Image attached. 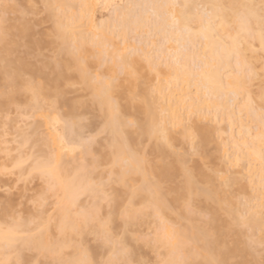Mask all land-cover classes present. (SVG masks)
<instances>
[{"label": "bare ground", "instance_id": "bare-ground-1", "mask_svg": "<svg viewBox=\"0 0 264 264\" xmlns=\"http://www.w3.org/2000/svg\"><path fill=\"white\" fill-rule=\"evenodd\" d=\"M42 1L43 4L45 0ZM99 1L101 0H51V3L64 6L57 9L54 15H45L48 19L47 22L51 21L52 23L53 35L60 40L61 44H63V48L60 51L62 53L61 55H63L65 58V62H63L62 64L59 62L54 64L44 63L40 58H37L39 64L31 63L29 62L27 55L23 56L19 54L20 51L18 50L22 46L40 49L44 46V44L42 46V40L33 39L32 28L30 27L28 22H18V20L20 21L19 18L23 19V17H19L17 18V20L15 17H11L12 19H15L13 21L19 24L15 23L10 25L12 26L11 28L14 29L12 32H9V37L11 38L10 42L3 44L2 41L4 40L0 39V108L5 107L6 105L17 103L19 97L25 95L26 92L29 93L30 108L33 109L34 107V98L32 92L31 90L26 89L24 87H17L12 90L10 98H6L4 96L3 92L7 74L8 77H14L20 85L31 84L39 94L41 106L45 101L54 102L55 105H61L62 103V105L64 104L67 106V112H65V116L67 117L74 115V110H76L77 104L71 102L65 97L64 92L60 89V84L66 77L65 72L71 68H74L77 72V79H79L80 82L82 81L79 72L76 70V63L71 55L72 50L68 48V42L66 41V39L68 37L84 38V34H86L87 30H92L93 28H95L94 7L97 6L96 4L99 3ZM102 1H104L107 8L114 5L115 2V0ZM120 1L118 0V2ZM128 2L131 5L134 3L132 0ZM135 2H137V5L141 6V8L136 14L134 12L136 9L132 10L134 9L132 7L135 6L133 5L131 7L130 5H128V7L130 6L131 8L127 9L126 6V8H124L125 10L123 9L122 11H120L113 18L114 20H112V26L114 28L120 27L123 31L121 34V45H117L111 41L108 42V38L105 36V39L101 38L99 36V33L94 35L96 37L94 41L96 46H102L107 44L108 46L113 47V50L115 51H122L125 48H133L143 53H146L149 58L153 59V67L150 68L146 60H144L142 57H134L131 63L133 69L137 73V78L132 80L131 83L127 82V84L124 86L120 84V87L122 89L120 91L117 90L113 92V95H115L116 97L115 101L119 104L122 115L124 117H127L129 120L136 121L139 125V129L137 131L128 130L123 134L122 137L120 135L114 134L112 129L106 130V132L111 136L109 141L110 152L106 154H101L96 151L98 153V156L96 155V153L95 155L98 158V162H100L101 160L111 159L112 163L114 158V152L121 153L126 148L129 153L127 159L131 163H134L131 160V154L136 152L142 154L146 149L145 144H147V146L149 145L147 151L150 159V167L147 169L148 178L149 180H151L152 178L159 180L160 168L163 167V163H161V160H163L164 163H167L169 161V156L166 147L163 144H159L155 138L149 135L152 127L154 125H157L166 130L168 133L169 140L173 144L177 141V138L181 137L182 138L180 140H183V138L184 140L189 139L188 142H192L191 144H193L194 140L195 147L197 149L196 157L197 159L201 158L202 163L200 160L197 161L194 164L193 168L196 170L198 177H211L210 186L206 187L202 191L201 195L196 198V209L199 211L197 212L199 214V218H196V223H198L199 219H201L200 216L205 218L209 214L211 215L212 222V228L210 229V232L212 233V239L208 243L202 245L205 250L203 258H207L208 255H215L217 259L225 262V264H259L257 258H254L251 255V249H249V247H252L249 246V244L247 243H249L248 236L251 239L254 238L252 236H255V241L258 242V244H260L261 241V199L262 193H264V125L261 124L258 116L250 113L247 107H245L242 103L234 107L230 103L228 93L230 88L235 83L236 68L235 61L233 60L232 63L229 64L228 61L225 59L224 53L225 45L231 43L229 37L235 35V33L232 32L231 29H227L221 26L220 21L217 19V16L221 15L220 10L209 6L223 5L226 9L229 10L226 15L231 17V11L233 10V6H236L234 9L235 11L244 12L245 9L239 6L248 4H259L260 0H138ZM165 3H176L180 5L189 4L193 6L200 5L204 7H200L199 9H197L196 7L191 8V12L194 15L197 13L199 15L197 17L196 25L192 28L190 32H176L170 27V18L165 15V12L160 8L152 7L153 5H160ZM25 5L23 6L26 7L27 5ZM27 7L24 8V10H27ZM19 9L23 11V8ZM149 9H152L156 16L159 17V20L156 19L158 21H154L155 26L153 27L152 32L153 30V33L157 31V35L158 33H161L162 39L167 43H169L170 41H174L178 42L179 44V48L176 47L178 50L176 49L173 54L169 55L171 57L170 60L167 58L168 61L165 62L164 60L167 59H162L165 62L164 64H162L164 68H162L161 65L162 60H155L154 57L149 56L148 50H146L143 46L136 47L135 45L129 44L126 40L127 30L131 28H137L142 24L148 22L149 16L147 14V10ZM66 10H70V12L67 13ZM176 11L179 12L181 10L177 9ZM200 18H203V31H201ZM58 24L62 26V30L57 27ZM104 27V24L100 25L99 27H97V31L102 32ZM152 36H155V34H152ZM157 37H159V35ZM159 39L162 40L161 38ZM44 42H46V45L51 44V42L48 41H43V43ZM254 46L258 49L259 42L257 41ZM247 47L248 46L245 45V48ZM75 48L80 47L76 46ZM169 48H171V45L164 49L167 50ZM163 53L164 52L162 50V55ZM251 55L252 53L249 52V56ZM159 58L162 57L160 56ZM194 66H196V68ZM45 68H49L51 70V72L53 73L52 77H49V75L44 71ZM153 70L155 72L157 71V73L159 72L166 76L165 86L168 88V93H164L163 85L159 83L156 87L152 89L139 92L135 97L130 96L129 94H134V92H136L138 82L147 81L149 78L148 75H150L149 73ZM25 76H27L28 78H25ZM38 78H40L41 81H39ZM36 80H38L39 82H37ZM255 81L258 82V90H256L255 94H253L251 91V86ZM253 82L248 86V92L251 95L254 103L257 105V109H259L262 84L259 78H257ZM86 86L91 90L92 93L91 104H93L95 108L101 112L103 121L105 122V117L108 113V105L104 100L102 94L104 83L100 81H97L96 83L89 82ZM192 87L195 89V92L191 95L189 92L190 88ZM154 93H156L157 95H154ZM191 93L193 92L191 91ZM83 105L84 103H82L81 106ZM56 107L58 110V107L60 106L58 105ZM182 110L187 116V120L189 122L187 125L185 123L183 115L180 113V111ZM205 113H209L212 115L213 120H208H212L211 122L213 123L222 121L224 119L228 121V126L224 127L226 129H229L228 131L230 132L229 135L233 147V153L230 154V156L228 155L229 162H227L229 165H227L230 169L227 170L226 168L227 171L224 169L223 173L226 172L227 174H229L228 176L229 178H231V184L235 183L239 186V184L243 181L242 178H245L246 176V174H244L245 176L243 177L242 173H240V171L242 172L243 170H235V168L241 163L242 160L243 164L245 160L247 162L248 167H245L248 171L245 172L249 173V177L254 175L253 178L255 179V176L257 178L256 182L252 180L253 178L251 179V183H253L252 181H254L255 185H253L255 186V189L254 191L252 190L253 194L251 192L252 195L250 194L248 197V201H246L247 206H242L241 210H239V208H237L236 206V202L231 191L232 189L228 187L227 191V189L225 190L224 188L219 187L221 186L219 182H217L218 186L215 185L218 177L213 176L211 173H209L207 171L208 168L205 167V165L203 164V160H211V156L207 154L205 147L211 141L212 134L217 131L216 125L214 127L198 125L197 120H191L190 116L195 115L196 117L200 118V116L205 117ZM75 119H77L78 122L80 121L77 115H75ZM183 123H185L186 126L183 125ZM207 124L209 123L207 122L206 125ZM235 125L237 126V131L236 133H233V128L235 127ZM220 126V132L223 130V133H225L226 131H224L223 126ZM175 127L178 128V131L180 129L182 130L179 131L180 135L178 136H176V132L178 131L176 130V132H174V130H172ZM82 130L83 129L80 128L77 129V138ZM173 132L176 134L174 135ZM22 134L23 132H20V135ZM44 134L52 135L47 133L46 131L45 133H43V135ZM228 137L226 139H228ZM26 140H28V137L24 135L21 141L22 145L31 144V141L29 143H25ZM218 144H221V142ZM188 145L191 146L190 144ZM182 146H184V144ZM64 147L65 149L69 148V145L68 147ZM52 148L53 152H49V147L47 146L48 150L45 153H48L50 155L54 154L60 164L59 172L52 176L53 182L57 185L60 194V199L55 201V213L53 216H50L55 220V223L52 222L54 224V227L50 226L52 225V223L51 218L49 216H47L48 220H45V222L42 223V225L46 229V238L49 233L52 234L51 230L53 229V234H58V226L63 220H65L66 211L74 207L73 201L80 203L81 208L86 205L83 204L85 201L83 202L80 200V197L82 195H78L75 188L70 183V179L72 176L75 175L76 168L78 165V160L76 163L75 157L76 159H78L79 155L77 153V155L74 153L72 154V151L69 150L70 148H73L72 145L67 150V152L62 151L58 140L55 142ZM228 156H226V158ZM208 161L206 163H209ZM237 161L239 162L237 163ZM239 166L240 167L237 168H243L244 165L242 166L240 164ZM222 168H224V166H222ZM231 168L235 171H239L238 175L242 176L241 180L232 176L233 170ZM181 176L182 173L177 167L174 171L173 177L171 178L168 188L164 192V203L161 205L159 213H157L154 208L149 206L148 202L151 199L150 196L145 195L143 199H140L137 202L136 208H142L143 212L134 225L135 232L138 230L137 233H140V229L138 228H142V226L145 225H147L149 229V225L151 224V228L154 229L152 230L154 234V236H152L153 238H155L158 234L160 236H164L165 233L171 231L172 229H175L181 234H187L190 236L192 235L194 229L199 228L201 222H199V224H196L193 215H190L188 211L184 208V194L181 191L183 181L181 179ZM133 179L139 181L143 179V177H133ZM248 185V189L249 187H252H248ZM240 186L243 192L245 191V189L246 191L248 190L246 188V185ZM253 188L254 187H252V189ZM119 191L123 192L124 189L121 188ZM226 191L230 199L225 196ZM231 197L234 201L231 200ZM252 199L253 201L255 199L257 202H255L256 204L254 206H251L253 204L249 202L250 200L252 201ZM6 201L8 203L10 202L9 200ZM2 202L3 201H0V224H2V226H4L3 224H5V226L4 228L0 226V231L6 233L8 229L14 227L15 223L21 221L22 219L26 226H28L29 222L34 223L32 221H29L27 217L26 218L28 220L26 218L24 219V217H18L17 219L16 214L14 215L13 212V210L15 209V205H13L12 202L10 203L12 205ZM87 202L89 204V201ZM231 202H234L235 204ZM235 209H238L239 211ZM175 210L179 211L177 217L176 215L172 216V213ZM240 211L250 212L252 216L251 224L249 227V230L252 233H250L249 230L244 228L246 229L244 230L245 232L248 231V233H250L247 236V240L245 239L247 243H245V241L243 240V238L245 237V233L242 229L243 225L238 222V214H240ZM104 214L107 215V205H105ZM226 214L227 216L224 217L223 215ZM38 216L41 217L40 215ZM195 216H197V214H195ZM221 216L227 219L229 216L230 220H222L223 217ZM170 218L171 220L174 219V222L175 219L178 220L177 222H179L178 224H180V226L176 227L177 225L173 224ZM179 220H185L187 223L181 225L182 222H180ZM116 223L119 224L118 216L116 217ZM169 223L174 227L170 226ZM87 238L90 237L85 238L86 242H88ZM128 239L134 247L137 259L144 260L141 256V251H139V249L142 250V246L144 245L145 248L147 246L148 249L150 248V250H154L155 253L157 252L156 255L157 257H159L158 250L160 249L156 248L155 244L149 245L145 242V240L143 241L142 239L138 241V243L142 247L141 248L136 245L137 241H133L131 236H129ZM255 245L257 246V244ZM91 249L95 258L99 259L100 255H102L101 252H103V249L95 243L91 244ZM35 253L37 254V256H39V258L49 259V264L54 259L53 256L50 254L42 252ZM156 255H154L153 253L154 259ZM164 255H166V253H164ZM152 261L154 262V260Z\"/></svg>", "mask_w": 264, "mask_h": 264}, {"label": "snow or ice", "instance_id": "snow-or-ice-1", "mask_svg": "<svg viewBox=\"0 0 264 264\" xmlns=\"http://www.w3.org/2000/svg\"><path fill=\"white\" fill-rule=\"evenodd\" d=\"M61 7L64 6L45 0L43 4L29 5L28 9L20 11L19 15L23 17L22 23L31 22L36 17L54 15ZM152 7L160 8L165 12V15L170 18V27L174 31L190 32L196 25L199 15L198 13L194 15L191 8L199 9L204 6L165 3ZM209 7L219 9L221 15L217 16V19L221 26L235 33L229 37L231 43L225 45L224 53L229 64L235 61L236 68L235 83L228 93L230 103L233 107L242 103L250 113L257 115L261 124L264 125V0H260L259 4L239 6L245 9L244 12L235 11L236 6H233L231 17L226 15L229 10L223 5ZM18 9L19 5L11 3L10 0H0V39H3L5 43L9 39V18L15 15ZM177 9L181 11L177 12ZM200 24L203 31V18H200ZM57 27L62 30L61 25L58 24ZM257 41L258 49L254 46ZM245 45L248 47L245 48ZM249 52L252 53L251 56ZM61 54L60 50L53 52L56 58H59ZM71 55L76 63V70L80 74L81 87L90 81L96 83L102 79L104 82L102 94L108 105V113L104 128L100 132L89 134L87 131H81L77 138V129L84 128L83 119L79 122L75 119L82 102H78L73 116L65 117L56 111L54 102L45 101V107H42L39 94L31 84L20 85L14 77H8L7 74L3 94L6 98H10L12 90L17 87L31 90L34 98L33 111L40 112V119L48 122V133L52 134L41 136L37 132V143L48 146L49 152H53L52 146L57 140L62 151L65 150V144L69 143L68 133L73 134L75 145L69 150L79 154V162L70 183L78 195H84L89 199V204L81 208L80 203L73 201L74 207L66 211V218L58 226L57 235L49 233L46 238V229L42 224L34 222L29 227L23 220L15 223V226L8 229L6 233L0 231V264H41L39 259L33 261L25 259V254L33 251L52 255L54 259L50 264H148L136 258L129 236L133 241L138 242L143 239L149 245L155 244L162 253L157 264H225L215 255L203 258L205 250L202 245L212 239L210 214L201 221L199 228L194 229L190 236L181 234L175 229L165 233L164 236L158 234L155 238L150 235L145 238L143 234L135 232L134 225L143 212L142 208H136L137 202L145 195L150 196L149 206L159 213L164 203V192L177 167L182 173L181 191L184 194V208L190 215L198 214L196 198L210 186L211 177H198L196 170L188 162L189 157L197 156L194 140L191 152L188 153L173 144L169 140L167 131L162 127L157 125L152 127L149 135L166 147L169 156L167 163L161 160L163 167L160 168L159 180L148 178L147 169L150 167V159L147 149L142 154L139 152L131 154V160L134 163L127 159L129 153L126 148L121 153L114 152L111 165L103 171L93 152L98 137L104 131L112 129L114 134L122 137L128 130L139 129L136 121L122 115L119 104L113 98V92L121 77H127L128 83L137 78L131 63L134 57H142L150 68L153 67V59L146 53L133 48L103 53L98 51L89 53L85 48H74ZM89 57L92 61H97L99 67L94 68L89 62ZM105 70L110 71L111 75L102 76ZM257 78L262 84L259 109L248 92V86ZM53 112H56V115H53ZM28 119L31 120V117ZM31 140V126H29L28 140L25 143ZM12 159L14 161L12 167L5 166L0 174L15 175L19 172L21 180L38 179L40 181L41 188L32 195V204L37 215L45 210L50 198L60 199L57 185L52 180V176L60 169L59 161L54 154L37 153L33 150L32 155L26 157L21 153ZM207 171L219 178L222 188L229 187L230 178L227 174L211 168ZM133 177H143V179L137 181ZM121 188L124 189L123 192L119 191ZM105 205H107V215L104 214ZM242 205L246 207L247 202L242 201ZM261 208L262 227L259 251L260 264H264V193H262ZM117 216L119 224L116 223ZM251 220L250 212H240L238 222L246 229H249ZM86 237H91L92 243L103 249L104 254L99 259L95 258L91 244L86 242ZM249 245L255 247V242L251 238H249Z\"/></svg>", "mask_w": 264, "mask_h": 264}, {"label": "rangeland", "instance_id": "rangeland-1", "mask_svg": "<svg viewBox=\"0 0 264 264\" xmlns=\"http://www.w3.org/2000/svg\"><path fill=\"white\" fill-rule=\"evenodd\" d=\"M22 1H24V2H22ZM121 1L118 2V0H115L114 5H112V6L108 7V8L106 7L104 1H102V0L99 1V3L96 4L97 6L94 7V11H95L94 12V18H95V24L94 25H95V28H93L92 30H87L86 34H84L85 35L84 38L68 37L66 39V41L68 42V48L73 51V49L76 46H79L80 48L84 47L89 53L95 52V51H98V52H101V53H103L105 51L111 52L113 50V47L108 46L107 44L106 45H102V46H96V44L94 43L96 37L94 35L97 34V33H99V36L101 38L105 39V37H107L108 38V42L111 41V42H113V43H115L117 45H121V42H122L121 34H122L123 31L121 30L120 27H115L114 28L112 26V24H113L112 20H114L113 18L120 11H122L124 8H126V6H127V9H128V8H131L134 5L136 8L132 7V8H134L132 10L136 9L134 11L135 14L141 8V6L137 5V2H135V1H138V0H132L135 3L134 4L133 2H131V3H133L132 5L129 4V2H128L130 0H128V1L121 0ZM10 2L19 5L20 6L19 8H23V10H24V8H26L27 6H29L31 4H42L43 1L42 0H20V1H18V0H10ZM23 5H25L26 7H24ZM128 5H130L131 7L130 6L128 7ZM102 8H105V9H102ZM20 11H22V10L18 9L15 15L10 16L9 24H8V31L9 32H12L14 30V29L11 28L12 26H10V25L17 23L15 21H13L15 19H12V18L15 17L16 20H17V18L21 17L19 15ZM66 11H67V13L70 12V10H66ZM147 14L149 16L148 22H146L145 24H142L141 26H139L137 28H131V29L127 30L126 40L128 41L129 44L135 45L136 47L143 46L146 50H148L149 56L154 57L155 60L157 59L158 61H160L163 58L164 59L168 58L170 60L171 57L169 55L173 54L176 51V49L179 48L178 47L179 44H178V42H174V41H170L169 43L165 42L162 39L161 33L160 34L158 33L159 37H157L158 36L157 35V31H155V33H153L154 30L152 32V29L155 26L154 25L155 24L154 21L156 19L159 20V17L156 16V14L153 12L152 9L147 10ZM46 16L36 17L31 22H28V24L32 28L33 39L34 40H42V46H43V44H44V46L41 47L40 49L28 48L26 46H22V47L19 48L18 51H20L19 54H21L23 56L27 55L28 60L31 63L39 64L38 61H37V58H40L44 63H52V64H54V63H58L59 62V63L62 64L63 62H65L64 56L61 55L59 58H56L55 56H53V52L57 51V50H61L63 48V44H61L60 40L57 39L53 35L52 23H51V21L47 22L48 19H47ZM19 19H20V21L18 20V22L21 23L23 19H21V18H19ZM44 19H45V21H44ZM108 19L111 20L112 22L109 21ZM158 20H156V21H158ZM108 21H109V23H108ZM110 22H111V24H110ZM17 24H19V23H17ZM102 24L105 25L103 31L102 32L97 31V27H99ZM94 29H95V31H94ZM151 32H152L153 35L155 34V36L156 35L157 36L156 37L152 36ZM152 37H154V38H152ZM159 38H161L163 41L160 40ZM10 40H11V38L9 37L8 42H10ZM43 41L51 42V44L47 43L48 45H46L45 44L46 42L43 43ZM2 42H3V44L5 43L4 41H2ZM3 44H1V45H3ZM169 45H171V48L165 50ZM162 50L164 52L163 53L164 56L162 55ZM160 56L162 58H159ZM168 59L164 60V61L167 62ZM163 60L161 61L162 62L161 65L165 63ZM89 62L92 64V66L94 68L99 67V63L97 61H92L90 57H89ZM194 67L196 68V66H194ZM162 68H164L163 65H162ZM44 71L49 75V77L53 76V73L51 72V70L49 68H45ZM65 74H66V77L60 84V89L64 92L65 97L68 100H70L71 102L76 103V104H78V102L84 103V105L81 106V108L79 110V114L77 115L78 119L79 120L83 119V124H84V122L86 124V127H85V124H84V128H83L82 131H87L89 134H95L97 132H100L103 129L104 121H103V117H102L101 112L98 111L93 104H91L92 103L91 90L89 88H87L86 85L83 86V87L80 86L82 82H80V80L77 79V77H76L77 72L75 71L74 68H71V69L67 70L65 72ZM149 74L150 75H148L149 76L148 80L145 81V82H141V81L138 82L136 92H134V94H129L130 96L135 97V96H137V94L139 92L152 89V88L156 87L159 83L163 85L164 93H168V88L165 86V81H166L165 78H166V76L161 74V73H159V72L157 73V71L155 72L154 70L151 71ZM108 75H111L110 71L105 70V71L102 72V76H108ZM25 78H28V77L25 76ZM38 79H39V81H41L40 78H38ZM36 81L39 82L38 80H36ZM99 81L103 82L102 79L99 80ZM126 81H127V77H121L120 78V82L115 85L114 91H117V90L120 91L122 89L120 87V84L122 86H124V85L127 84ZM257 83L258 82L255 81V82H253V84L251 86V91H252L253 94H255L256 90H258ZM191 91L193 93H191ZM194 92H195V89L193 87L190 88V92L189 93L192 95V94H194ZM154 95H157V94L154 93ZM113 98H114V100L116 99L115 95H113ZM58 105L60 106V107H58V110L59 109L60 110L58 111L57 107H56V111L65 116L66 115L65 112H67V106L64 105V104H63L64 105L63 106L62 103H61V105L57 104L56 106H58ZM42 107H45L44 103L42 104ZM76 109H77V106H76ZM53 113H55V114H53ZM53 113H52L53 115H56V112H53ZM180 113L183 115V118H184L185 123L187 125L189 122L187 120V116L185 115V112L182 110V111H180ZM205 114H206L205 117H201L200 116V118L196 117L195 115L190 116L191 120H194V121L197 120V124L198 125H201V126L205 125V126H211V127H214L216 125V130L217 131L212 134L211 141L205 147V150H206L207 154L209 156H211L210 157L211 158V160H210L211 162L208 161V159H207V160H203V164L205 165V167L207 166V168L210 167L211 169H213L215 171H222L223 172V170L224 169L226 170V168H227V170L230 169L228 167V165H229L228 164V162H229L228 158H229L230 154L233 153L232 152V148L233 147H232V143H231L230 135H229L230 132L228 131L229 129H226L224 127V126H226V127L228 126V124H227L228 121L224 119L222 121L213 123V122H211L213 120L212 115L209 114V113H205ZM28 117H31V120H29ZM125 118H127V117H125ZM204 118H206L207 121ZM208 119H212V120H208ZM205 122L206 123L208 122L209 124L206 125ZM185 123H183V125H185ZM220 125L223 126L224 131H226L225 133H223V130L220 132V130H221V129H219ZM29 126H31V136H32L31 144L22 145L21 141H22L23 136L25 135V136L28 137ZM181 127H179V128H181ZM235 127L233 128V131H234L233 133H236V131H237V126L235 125ZM220 128H221V126H220ZM21 129H23V130H21ZM172 130H174V132H176V130L178 131V128L175 127ZM45 131L48 133V122L45 121V120H41L40 121V113H39V111H33V109L30 108V106H29V93L28 92H26L25 95L20 96L17 103L6 105L5 107L0 108V173H2L3 169L5 168V166H7L8 168L12 167V164L14 163L12 158L15 157V156H18V154L22 153V154H24L27 157L30 154L32 155L33 150H35L37 153L46 152L48 150L47 146L42 144V143H37V132H39L41 134V136H44V135H46V134L43 135V133H45ZM179 131L176 132L177 134L173 132L174 135L175 134H176V136L180 135ZM20 132L21 133L23 132V134L20 135ZM49 134H51V133H49ZM228 135H229V137H228ZM227 137H228V139H226ZM110 138H111L110 134H108L106 131H104L98 137L97 142H96V144H95V146L93 148L94 154L96 153V155L98 156V153H101V154L109 153L110 152V148H109ZM181 138H177V141L174 144L177 147H181L185 152L190 153L191 149H192L190 147H192V145H193V144H191L192 142L189 143L188 142L189 139L186 138L187 140H184V138H183V140L185 141L184 142L183 140H180ZM67 139H68L69 143H66L65 146L68 147V145H69V148H70V146L72 145L74 147L75 141H74V138H73V134L71 132L68 133ZM220 142H221V144H218ZM98 144H99V146H98ZM183 144H184L185 147L182 146ZM188 144H190L191 146H189ZM145 145H146V149L149 148L148 147L149 145L148 146H147V144H145ZM69 148H66L63 151L67 152V150ZM70 149H72V148H70ZM220 149H222V150H220ZM72 154H73V152H72ZM74 154H76V153H74ZM219 154H220V156H219ZM222 155H224V156H222ZM72 156H74V155H72ZM198 156H199V154H198ZM226 156H228V157L226 158ZM75 160H76V163H77V160L79 162V156H78V159H76V157H75ZM199 160L202 163L201 158L197 159V157H189V164L191 163L190 165L193 167L194 164L197 161H199ZM207 161L209 163H206ZM242 161H241L240 164L242 166L244 165L243 168H237V167H240L239 166L240 164H239L235 168V170L236 169L243 170L242 172L240 171V173H242L243 177L245 176L244 174H246L247 178H246V176H245V178H242L243 181H242V183L239 184V186L240 185H242V186L246 185V188H247V185L249 184L248 187L252 186L254 188L252 189V187H249V189L247 188L249 190V191L247 190L248 192L246 191V189L243 192L241 190V186L239 187L237 184L232 183L234 185L233 186L231 184V182H230V186L229 187L232 189L231 190L232 191V195L234 196V199H235V202H236V206H237V208H239V210H241V207L243 206L242 205V201H248V197L251 194V192L253 194V191L255 189L254 181L255 182L257 181L256 180L257 179L256 176H255V179H254L253 178L254 175L249 177V173L245 172V171H248L247 168H246V167H248L247 166V162L245 160L246 164H245V162L243 164ZM223 163H225V164H223ZM99 164H100L101 171H103V169L108 168L111 165V159L110 160H108V159L107 160H101L99 162ZM222 166H224V168H222ZM225 166H227V167H225ZM232 170H233V175L232 174L231 175L234 178H237V179L241 180L242 176L238 175L239 171H235L234 169H232ZM232 170H230V171H232ZM228 173H230V172H228ZM225 174H227V173L225 172ZM227 175H229V174H227ZM106 178L107 177H105V179ZM251 179L254 180V181H252L253 183H251ZM217 182H219V184H221L220 181H219V178H217V181L215 183V185L218 186ZM41 186L42 185H41V183H40V181L38 179L34 180V181L21 180L19 172H17L15 175H12V174H0V201H3L4 203H8L6 200H9L10 202L8 204H10L12 202L13 205H15V209L13 210V212H14V215L16 214L17 219H18V217H22V218L24 217V219L27 217L29 219V221H32V222H36L37 221L36 223L39 222V223L42 224L43 222H45V220H48L47 216L50 217V216L54 215V213H55L54 212V210H55L54 208H55V205H56L55 204L56 199L50 198L49 204L46 206L45 210L43 212H41V214H39L41 216V217H39L36 214V209H35V207L32 204V195H33V192H35L37 189L41 188ZM219 187L222 188V186H219ZM4 189H8V191H4ZM250 189H251V191H250ZM227 191H228V189H227ZM227 191H226V193H227ZM225 196L228 197L229 195H225ZM80 200L83 201V202L85 201L86 203L84 202L83 204H86V205L88 204L87 201H89V199L87 197H85L84 195H82L80 197ZM231 200L234 201L233 198ZM252 201H253V199H252ZM252 201L250 200L249 202L251 204H253V205H251V204H249V205L254 206L257 202H256L255 199H254L253 202ZM231 203L235 204L234 202H231ZM10 205H12V204H10ZM238 205H239V207H238ZM235 210L239 211L238 209H235ZM178 212H179L178 210H175L172 213V216L176 215V217H177L178 216ZM197 212H199V211L197 210ZM35 215H37L38 217L35 216ZM198 216H199V214H197V216L193 215V218L195 219V223H196V218H199ZM223 216L225 217V216H227V214L223 215ZM223 216H221V217H223ZM224 217L222 218V220L226 221V220L229 219V216H228V219L224 218ZM200 218L202 220L205 219L202 216H200ZM11 219H13V218H11ZM19 219H21V218H19ZM52 219L53 218H51V223L52 222L55 223V220L53 219V221H52ZM201 219H199V222L202 221ZM170 220H171V218H170ZM8 221H10V220H8ZM8 221H6V222H8ZM171 221H172L173 224L177 225L176 227L180 226V224H178L179 222H177L178 220L175 219V222H174V219H173ZM179 221L182 222L181 225L187 223L185 220H179ZM197 222H198V219H197ZM199 222L196 223V224H199ZM29 223H28V226H29ZM3 225L5 226V224H3ZM32 225H33V223H30V227ZM169 225L174 227L170 223H169ZM0 226L4 228V226H2V224H0ZM50 226L54 227V224L52 223V225H50ZM146 226L147 225L142 226V228H138V229H140L139 230L140 233L139 232L138 233L139 234H143V236L145 238L148 237L149 235L150 236H154L153 231H152L154 229L151 228L152 225L151 224L149 225V229H148V226L147 227ZM241 228H242V226H241ZM244 228L245 227L243 226L242 229H243V232L245 233V237L243 238V240L245 241V239L247 240V236L250 233H252V232L249 229H247V230H249L250 233H248V231L245 232L244 230H246V229H244ZM51 229H53V228H51ZM53 230H51L52 234H53ZM137 231H136V233H137ZM252 237H254L252 239H254L253 241L255 242V244H257V246L256 245H255V247L251 246L252 248L249 247V249H251L250 253H251V255L254 258H257V261L260 264V260H261L260 251H259V245L260 244H258V242L255 241V239H256L255 236H252ZM248 238H250V237L248 236ZM87 241H88L89 244H93L92 240H91V237L87 238ZM245 243H247V242L245 241ZM247 244H249V243H247ZM136 245L141 247L138 242L136 243ZM142 247H141L142 250L139 249V251H141V256L143 257L144 261L146 260L148 262V264H153V263L157 264L156 261H158L160 259L161 255H162L161 250H158L159 251L158 252L159 257H157V255H156L157 252L155 253L154 250L152 251V250H150V248L148 249L147 246H146V248H147L146 249L145 245L142 246ZM144 250H145V252H144ZM142 252H143V255H142ZM144 253H145V255H144ZM153 253H154V255H156L155 259L153 257ZM255 253L259 257H257ZM35 254L36 253L34 251L26 253L25 254V259H27L29 261H33V260L39 259L41 261V264H49V259L39 258V256H37V254L36 255ZM101 254L103 255L104 253L101 252ZM152 260H154V262Z\"/></svg>", "mask_w": 264, "mask_h": 264}]
</instances>
